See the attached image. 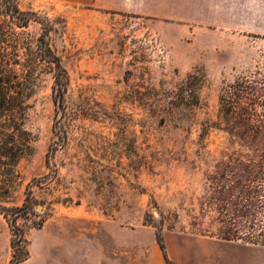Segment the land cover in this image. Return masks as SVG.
I'll use <instances>...</instances> for the list:
<instances>
[{
  "label": "rangeland",
  "instance_id": "obj_1",
  "mask_svg": "<svg viewBox=\"0 0 264 264\" xmlns=\"http://www.w3.org/2000/svg\"><path fill=\"white\" fill-rule=\"evenodd\" d=\"M174 4L184 17L19 0L53 24L50 43L69 76L60 108L54 70L31 65L32 88L20 98L27 147L0 170V206L21 207L31 192V222H44L29 231L22 264H167L161 229L173 264H241L216 251L228 246L264 264V247L211 237L201 214L206 174L230 145L214 127L219 96L239 77L264 76V33L242 31L245 16H214L213 2ZM16 31L26 65L42 25ZM11 259L0 213V264Z\"/></svg>",
  "mask_w": 264,
  "mask_h": 264
},
{
  "label": "trees",
  "instance_id": "obj_2",
  "mask_svg": "<svg viewBox=\"0 0 264 264\" xmlns=\"http://www.w3.org/2000/svg\"><path fill=\"white\" fill-rule=\"evenodd\" d=\"M31 22L41 23L43 33L37 40L34 60L25 65V60H19L22 34L16 29L24 30ZM52 31L53 24L45 23L37 13L22 11L19 0H0V170L6 167V158L18 160L27 147L25 108L20 98L30 94L31 65L51 66L56 84L54 103L63 106L69 76L50 43ZM214 127L227 134L230 145L205 177L201 214L213 226L206 233L225 242L264 247V76L260 71L239 77L223 89ZM35 206L31 192L21 207L0 206L11 232L9 264H22L29 259L27 235L44 223L31 222L37 216ZM20 221H24L22 226ZM156 239L166 263L173 264L162 229Z\"/></svg>",
  "mask_w": 264,
  "mask_h": 264
},
{
  "label": "crops",
  "instance_id": "obj_3",
  "mask_svg": "<svg viewBox=\"0 0 264 264\" xmlns=\"http://www.w3.org/2000/svg\"><path fill=\"white\" fill-rule=\"evenodd\" d=\"M79 4H91L97 9L118 11L144 17L185 16L184 5L174 2L187 0H73ZM209 8L212 6L214 16L237 18L246 17L247 28L242 31L264 33V0H200ZM223 259L239 260L241 264H249L254 252L248 248H218Z\"/></svg>",
  "mask_w": 264,
  "mask_h": 264
},
{
  "label": "water",
  "instance_id": "obj_4",
  "mask_svg": "<svg viewBox=\"0 0 264 264\" xmlns=\"http://www.w3.org/2000/svg\"><path fill=\"white\" fill-rule=\"evenodd\" d=\"M39 208H41V206H39Z\"/></svg>",
  "mask_w": 264,
  "mask_h": 264
}]
</instances>
